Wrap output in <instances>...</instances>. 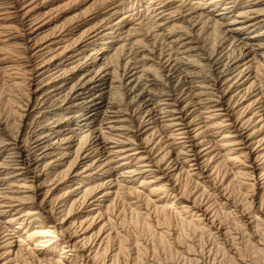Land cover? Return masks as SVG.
Returning <instances> with one entry per match:
<instances>
[{"label": "bare ground", "instance_id": "6f19581e", "mask_svg": "<svg viewBox=\"0 0 264 264\" xmlns=\"http://www.w3.org/2000/svg\"><path fill=\"white\" fill-rule=\"evenodd\" d=\"M0 264H264V0H0Z\"/></svg>", "mask_w": 264, "mask_h": 264}]
</instances>
